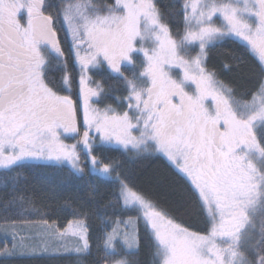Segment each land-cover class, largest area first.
I'll return each instance as SVG.
<instances>
[{
  "label": "snow or ice",
  "instance_id": "obj_1",
  "mask_svg": "<svg viewBox=\"0 0 264 264\" xmlns=\"http://www.w3.org/2000/svg\"><path fill=\"white\" fill-rule=\"evenodd\" d=\"M233 38L258 60L260 78L244 99L207 67L208 47ZM100 70L124 94L106 93L90 75ZM109 97L118 107L97 106ZM108 146L166 159L186 190L167 193L175 207L135 190L103 156ZM82 154L114 186L116 203L136 213L103 233L102 264H139L141 222L152 264H264V0H182L172 10L160 0H0V187H12L2 211L22 215L32 203L16 187L18 169L82 178ZM186 195L202 229L173 215ZM77 214L57 235L76 240L66 252L88 256L87 215ZM16 236L4 255L23 254Z\"/></svg>",
  "mask_w": 264,
  "mask_h": 264
},
{
  "label": "trees",
  "instance_id": "obj_2",
  "mask_svg": "<svg viewBox=\"0 0 264 264\" xmlns=\"http://www.w3.org/2000/svg\"><path fill=\"white\" fill-rule=\"evenodd\" d=\"M59 2L60 0H50L53 5ZM180 3L182 0H160V4L168 6V10L178 8ZM179 19V17H173L174 22H178ZM65 47L67 48V44ZM225 65L231 66L232 70H225ZM207 67L215 71L220 80L237 90L238 99L248 98L246 94L255 88L260 78L257 58L247 53L243 42L235 38L215 41L214 46L208 47ZM76 68L70 60L68 70L78 78ZM52 75L59 76V71H54ZM90 75L94 80L103 81L106 93L110 92L111 96L124 94L122 84L114 78L106 77L102 70ZM104 104L118 107L111 97L97 106L103 108ZM108 147L109 150L105 151L103 156L121 165V170L130 178V183L135 186V190L151 196L165 208L175 207L173 198L167 193L173 190H186L166 159L153 156L138 159L122 154L115 146ZM81 166L85 168L82 178L71 177L67 169L61 170L55 167L18 169L17 173L13 174L16 176V187L23 190L32 203L25 206L26 210L22 215L14 212L4 213L0 208V224L39 223L47 220L49 224L61 230L68 225L69 221L80 218L77 213L86 214L89 241L92 246L91 255L79 256L71 253L51 256H4L0 253V264H102L103 251L98 250V245L102 244L103 233L111 230L113 220H127L130 216L135 218L136 213L125 211L120 204L116 203L114 186L90 173V167L83 154ZM92 186L96 188L95 193L92 192ZM11 192V186L7 189L0 187V204L3 203L6 193ZM109 202L112 206L106 207ZM173 215L177 217L178 222L193 224L198 229L204 227L194 200L187 195L182 202V207ZM139 227L141 247L136 259L139 260V264H152L151 242L143 230L142 222Z\"/></svg>",
  "mask_w": 264,
  "mask_h": 264
},
{
  "label": "rangeland",
  "instance_id": "obj_3",
  "mask_svg": "<svg viewBox=\"0 0 264 264\" xmlns=\"http://www.w3.org/2000/svg\"><path fill=\"white\" fill-rule=\"evenodd\" d=\"M97 2L110 4L113 2V0H97ZM76 67L79 78V67ZM62 138L65 139V143L75 142L71 138ZM67 226L65 228H67ZM65 228L58 230L55 225L49 223L45 225L43 222L0 224V253L3 254V249L5 248L11 249L12 234L16 233V240L18 243L22 242L24 244V250L23 254L18 251L17 254L11 256H51L54 254H71L72 252H66L64 249H71L74 247L76 240L70 236L61 238L59 235H57L58 231H63ZM21 238H23V241H21ZM29 244L37 248H43L46 245L48 247V251L45 253L37 251L36 254H32V252L27 248Z\"/></svg>",
  "mask_w": 264,
  "mask_h": 264
}]
</instances>
